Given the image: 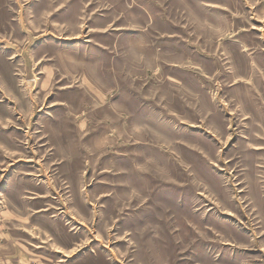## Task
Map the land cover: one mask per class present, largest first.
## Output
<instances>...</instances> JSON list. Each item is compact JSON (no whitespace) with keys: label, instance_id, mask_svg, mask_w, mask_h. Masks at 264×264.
Returning <instances> with one entry per match:
<instances>
[{"label":"rangeland","instance_id":"1","mask_svg":"<svg viewBox=\"0 0 264 264\" xmlns=\"http://www.w3.org/2000/svg\"><path fill=\"white\" fill-rule=\"evenodd\" d=\"M0 264H264V0H0Z\"/></svg>","mask_w":264,"mask_h":264}]
</instances>
